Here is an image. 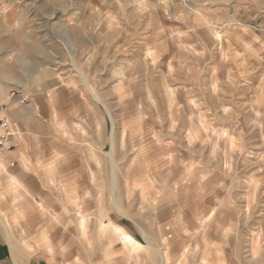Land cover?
Masks as SVG:
<instances>
[{
    "label": "rangeland",
    "instance_id": "rangeland-1",
    "mask_svg": "<svg viewBox=\"0 0 264 264\" xmlns=\"http://www.w3.org/2000/svg\"><path fill=\"white\" fill-rule=\"evenodd\" d=\"M6 100L106 114L92 193L135 264H264V0H0Z\"/></svg>",
    "mask_w": 264,
    "mask_h": 264
},
{
    "label": "crops",
    "instance_id": "crops-1",
    "mask_svg": "<svg viewBox=\"0 0 264 264\" xmlns=\"http://www.w3.org/2000/svg\"><path fill=\"white\" fill-rule=\"evenodd\" d=\"M6 101L16 134L0 171V264H135V247L142 245L135 220L108 210L101 194L92 193L102 180L92 170L107 164L86 159V137L92 130L107 135L106 114H61L63 107L21 114L16 101ZM71 126L85 134L75 144L63 135ZM62 153L76 155L64 161Z\"/></svg>",
    "mask_w": 264,
    "mask_h": 264
},
{
    "label": "built area",
    "instance_id": "built-area-1",
    "mask_svg": "<svg viewBox=\"0 0 264 264\" xmlns=\"http://www.w3.org/2000/svg\"><path fill=\"white\" fill-rule=\"evenodd\" d=\"M16 134L15 126L3 111L0 105V171L6 168L5 158L14 150L15 144L13 142ZM10 165H14V161H10Z\"/></svg>",
    "mask_w": 264,
    "mask_h": 264
},
{
    "label": "bare ground",
    "instance_id": "bare-ground-1",
    "mask_svg": "<svg viewBox=\"0 0 264 264\" xmlns=\"http://www.w3.org/2000/svg\"><path fill=\"white\" fill-rule=\"evenodd\" d=\"M128 237H131V236H128ZM133 239V238H132Z\"/></svg>",
    "mask_w": 264,
    "mask_h": 264
}]
</instances>
